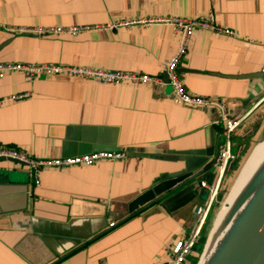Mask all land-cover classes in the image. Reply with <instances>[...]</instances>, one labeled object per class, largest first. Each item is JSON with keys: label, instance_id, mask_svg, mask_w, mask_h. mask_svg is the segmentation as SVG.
<instances>
[{"label": "crops", "instance_id": "1", "mask_svg": "<svg viewBox=\"0 0 264 264\" xmlns=\"http://www.w3.org/2000/svg\"><path fill=\"white\" fill-rule=\"evenodd\" d=\"M173 18H213L233 32L194 28L178 74L189 94L217 99L243 119L236 152L257 142L264 131V0H0V64L167 79L166 64L180 47L164 22ZM81 27L91 29L46 32ZM20 94L30 97L0 105L1 145L37 159L120 150L129 157L45 169L40 186L27 166L1 161L0 264H169V251L197 227L198 209L209 201L202 184L218 179L217 166L207 169L220 151L221 111L175 104L168 86L65 74L0 78V100ZM202 172L131 213L154 187Z\"/></svg>", "mask_w": 264, "mask_h": 264}, {"label": "built area", "instance_id": "2", "mask_svg": "<svg viewBox=\"0 0 264 264\" xmlns=\"http://www.w3.org/2000/svg\"><path fill=\"white\" fill-rule=\"evenodd\" d=\"M164 22L170 24L174 28V32L180 36V47L177 55L166 64L165 75L155 76L139 73H124L118 71L100 70L93 68H79L71 66L60 65H26V64H0V78H4L8 72H22L26 81L32 82L41 76L48 75H62L65 74L70 77H80L93 82L108 84V85H120L124 82L132 84H144L153 86H168L172 89L173 101L178 105H186L192 108L196 107H213L219 109L222 113V133H221V145H220V157L217 163L218 179L215 184L207 185L203 183L202 186L206 188L211 196V199L204 207L198 209L199 221L197 227L191 232L189 236L175 242L171 250L169 251V264H187L189 258L195 251V248L199 242L202 229L207 221L208 215L212 209L214 201L220 191L222 181L225 173L232 161L236 159V153L234 152V136L240 124L242 118H233L227 107L219 100L214 98H202L189 94L178 74V68L182 59L187 55L188 46L191 41V35L194 28H206L216 31H223L225 34L233 35V32L229 30H221L213 21V18L209 20H187L180 18H173L164 20ZM132 25V24H130ZM91 28H56L46 30V32L63 33L69 32L71 34H77L84 30ZM264 73V68H263ZM30 97V94H20L0 100V105L7 102L22 101ZM129 157L126 151H102L94 152L90 154L79 155L69 158L58 159H37L27 154L15 150L13 148L3 146L0 144V159H12L26 163L30 176L34 179L35 186H40V174L45 169H64L73 166H93L104 161H122ZM115 223L110 224V228H114Z\"/></svg>", "mask_w": 264, "mask_h": 264}, {"label": "bare ground", "instance_id": "3", "mask_svg": "<svg viewBox=\"0 0 264 264\" xmlns=\"http://www.w3.org/2000/svg\"><path fill=\"white\" fill-rule=\"evenodd\" d=\"M263 204L264 137L249 156L228 194L198 264H222Z\"/></svg>", "mask_w": 264, "mask_h": 264}, {"label": "water", "instance_id": "4", "mask_svg": "<svg viewBox=\"0 0 264 264\" xmlns=\"http://www.w3.org/2000/svg\"><path fill=\"white\" fill-rule=\"evenodd\" d=\"M264 137V131L257 141L259 143ZM220 152L215 162L207 169L212 170L217 166ZM1 161H10L16 164L27 166L26 163L12 159H0ZM202 173H188L179 178L167 181L165 184L158 185L140 196L132 205L131 213L138 211L145 206L160 201L165 195H168L175 187H181L190 181L197 180ZM222 264H264V204L252 217L250 223L241 237L235 242L233 248L225 258Z\"/></svg>", "mask_w": 264, "mask_h": 264}, {"label": "trees", "instance_id": "5", "mask_svg": "<svg viewBox=\"0 0 264 264\" xmlns=\"http://www.w3.org/2000/svg\"><path fill=\"white\" fill-rule=\"evenodd\" d=\"M243 149V148H242ZM242 149L240 148L238 152H236V159L234 161H232L225 173V176H224V179H223V183L221 185V188H220V191L217 195V198H216V204H219L225 197V194H227L230 190V185L233 183V177L231 178L230 175L231 173H233V169H232V166L235 164V168H237V164L239 162V159H241V156H240V153L242 152ZM241 150V151H240ZM242 167V165H241ZM240 167V169H241ZM239 167L236 169L238 171H236V175L234 177L237 176V174L239 173L240 171ZM230 177V179H228ZM230 180V181H229ZM231 180H232V183H231ZM231 183V184H230ZM215 204V205H216ZM212 220H213V217L212 218H209L208 221L205 223L203 229H202V232H201V236H200V239H199V242L195 248V251L194 253L192 254V256L189 258V262L190 264H198L199 262V259L203 253V250H204V247L207 243V240H208V236H209V233H210V226L212 224Z\"/></svg>", "mask_w": 264, "mask_h": 264}, {"label": "rangeland", "instance_id": "6", "mask_svg": "<svg viewBox=\"0 0 264 264\" xmlns=\"http://www.w3.org/2000/svg\"><path fill=\"white\" fill-rule=\"evenodd\" d=\"M262 114H264V109H263V112H262ZM258 144L257 142H256V139H255V141H250V144L249 145H247V146H245V148L242 150V152L240 153V156H241V159H239V162H238V164H237V168L239 167V169H240V167H241V165H242V167H241V169H240V171L242 170V168H243V166L245 165V163H246V161L248 160V158H249V156L251 155V153L253 152V150L255 149V147H256V145ZM254 146V147H253ZM234 152L236 153V149L234 148ZM237 168H235V164L232 166V169H233V173H231V175H230V177L232 178L233 177V183H232V180H231V185H230V190H229V192L227 193V194H225V197H224V199L219 203V204H216V200L214 201V204H213V206H212V209H211V211H210V213H209V215H208V218H207V221H208V219L209 218H212L213 217V220H212V224H211V226H210V231H211V229H212V227H213V225H214V222H215V220H216V218H217V216H218V214H219V212L221 211V209H222V207H223V204H224V202H225V200H226V198H227V196H228V194L230 193V191H231V189H232V187H233V185H234V183H235V181H236V179H237V177H238V175H239V173H240V171H239V173L237 174V176L236 177H234L235 175H236V171H238V170H236ZM230 177L228 178V179H230ZM230 181V180H229ZM209 199H211V196L209 197ZM216 204V205H215ZM206 221V222H207ZM210 234V233H209Z\"/></svg>", "mask_w": 264, "mask_h": 264}]
</instances>
